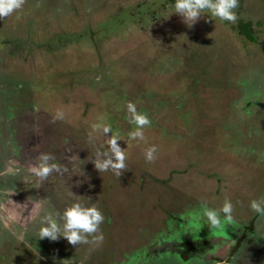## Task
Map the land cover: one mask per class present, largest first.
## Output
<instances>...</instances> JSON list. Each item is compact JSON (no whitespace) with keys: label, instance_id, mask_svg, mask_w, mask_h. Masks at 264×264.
Masks as SVG:
<instances>
[{"label":"rangeland","instance_id":"obj_1","mask_svg":"<svg viewBox=\"0 0 264 264\" xmlns=\"http://www.w3.org/2000/svg\"><path fill=\"white\" fill-rule=\"evenodd\" d=\"M239 2L254 40L207 13L187 27L175 0H26L0 20V264H264L249 206L264 199V0ZM129 101L151 120L145 141L129 139ZM97 124L125 149L120 177L95 169ZM42 153L62 166L43 181L29 171ZM226 199L235 224L210 231L201 203ZM75 202L103 213V239H39L41 218ZM200 234L212 248H171Z\"/></svg>","mask_w":264,"mask_h":264},{"label":"clouds","instance_id":"obj_2","mask_svg":"<svg viewBox=\"0 0 264 264\" xmlns=\"http://www.w3.org/2000/svg\"><path fill=\"white\" fill-rule=\"evenodd\" d=\"M26 0H0V20L12 16L14 13L23 9ZM174 13L182 18V22L191 28L203 14H210L213 18L227 21L235 24L239 19L237 9L240 8L239 0H175L173 4ZM128 113V122L135 125V129L128 133L130 140L145 141L144 129L151 126V120L147 114L137 111L134 102L129 101L126 105ZM63 119V113L57 112L53 117ZM94 131L101 132L107 137L105 143L106 151H97L94 161L95 169L99 172L111 170L114 175L120 177L127 165L125 163L127 156L125 149L118 144L117 135L107 136L112 132L111 126L106 124L93 125ZM158 149L152 145L145 149L144 157L146 162L153 163L156 160ZM38 163L30 167V173L34 174L41 181L46 180L52 173H61L62 166L54 161L51 154L42 153L38 157ZM66 171V169H63ZM252 211L264 217V199H253L250 202ZM200 210L203 218L206 219L210 231H223L226 225L235 224L233 216L234 205L230 200H225L223 206L219 209H211L206 203H201ZM15 221V215L7 214L4 227L9 228L10 223ZM105 221L103 213L93 204L84 206L79 202L73 203L67 207L63 213H47L41 218V227L38 232L39 239L47 238L50 241H56L63 237L73 246L88 244L89 237L91 242L101 241L103 239L100 233V225ZM210 255L212 253H209Z\"/></svg>","mask_w":264,"mask_h":264},{"label":"trees","instance_id":"obj_3","mask_svg":"<svg viewBox=\"0 0 264 264\" xmlns=\"http://www.w3.org/2000/svg\"><path fill=\"white\" fill-rule=\"evenodd\" d=\"M236 29H237V32H239L241 35L244 36V38H251L254 40V35H251L252 33L254 34V31H255L254 26L252 24V20H250V19H245V20L244 19H238L237 23H236ZM246 227L247 228L245 229V232L242 233L243 235H241L239 237L238 241H236L232 245V247L235 248V251L239 250V248H240L239 246H241V244H242V243L241 244H238V243L245 241V239L246 238L248 239V237H249V234L251 232V224H248ZM247 239H246V241H248ZM185 242L188 243L189 247L185 250V253L183 254L184 257H190V255L193 253L192 250L193 251L196 250V251H198V253H202V252L206 251L207 245H205L203 243L195 245L191 241H185ZM245 242H243V243H245Z\"/></svg>","mask_w":264,"mask_h":264},{"label":"flooded vegetation","instance_id":"obj_4","mask_svg":"<svg viewBox=\"0 0 264 264\" xmlns=\"http://www.w3.org/2000/svg\"><path fill=\"white\" fill-rule=\"evenodd\" d=\"M259 43H260V42H259ZM263 45H264V43H263ZM5 166H6V164H5ZM10 171H12V170H11V169L6 170L5 172H3V174H4V175H7L6 172L10 173ZM23 212L25 213L26 211L23 210ZM23 212H22V213H23ZM256 216H257V217H256ZM255 217L258 218V215H255ZM192 238H193V236H189L188 239H187V238H186L185 240L182 239V240H184L183 242H182V241H177L176 243L179 244L180 246L177 245V244H176V245L173 244V246H171V248H172V247H173V248H174V247H185V246L188 244V243L185 242L186 240H187V241H191V242H193L195 245H196V244L203 243V244L209 246L210 248H212V246L214 245V244H212V243H209V244L207 243V241H208V242H212V241H214V239L210 241V240H209V237L203 236V234H200V236L195 237V240L192 239ZM165 243L167 244V241H165V242H164V241H161V243H159V244H160V245H163V244H165ZM166 244H165V245H166ZM183 245H184V246H183ZM229 245H230V244H229ZM229 245H228V246H229ZM210 248H208V249H210ZM159 251H162V249L159 248ZM210 252H211V251H210ZM199 256H200V255H199Z\"/></svg>","mask_w":264,"mask_h":264}]
</instances>
